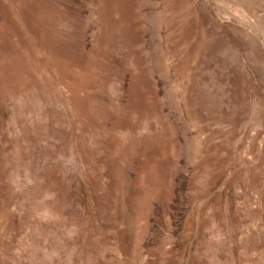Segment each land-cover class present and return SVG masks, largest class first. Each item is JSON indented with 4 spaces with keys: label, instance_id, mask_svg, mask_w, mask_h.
I'll list each match as a JSON object with an SVG mask.
<instances>
[{
    "label": "rangeland",
    "instance_id": "1",
    "mask_svg": "<svg viewBox=\"0 0 264 264\" xmlns=\"http://www.w3.org/2000/svg\"><path fill=\"white\" fill-rule=\"evenodd\" d=\"M0 264H264V0H0Z\"/></svg>",
    "mask_w": 264,
    "mask_h": 264
}]
</instances>
